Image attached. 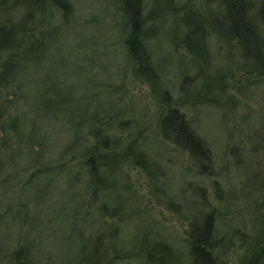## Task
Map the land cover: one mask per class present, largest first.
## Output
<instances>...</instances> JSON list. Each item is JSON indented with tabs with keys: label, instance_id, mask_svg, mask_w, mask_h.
<instances>
[{
	"label": "rangeland",
	"instance_id": "rangeland-1",
	"mask_svg": "<svg viewBox=\"0 0 264 264\" xmlns=\"http://www.w3.org/2000/svg\"><path fill=\"white\" fill-rule=\"evenodd\" d=\"M122 1L35 5L30 37L44 39L43 48L53 55L46 73L73 92L86 130L75 138L60 125L52 132L50 161L26 162L22 179L1 186L0 264H15L10 254L18 250L20 264H94L104 245L109 251L100 264H159L146 256L155 243L168 247L164 264H191L190 223L210 210L221 259L247 264L250 247L264 239V79L222 62L211 37L210 66L220 73L201 90L203 74L214 71H199L181 42L184 16L188 10L203 12L201 0H143L153 61L172 102L211 150L212 164L204 173L189 153L159 136L163 109L149 85L134 75L117 10ZM94 145L97 154L106 155L100 171L105 182L91 186L83 169ZM138 149L147 156V167L136 161ZM45 168L53 172L48 182L42 184L46 172L30 181ZM114 235L117 253L111 250ZM28 242L34 244L27 260Z\"/></svg>",
	"mask_w": 264,
	"mask_h": 264
},
{
	"label": "trees",
	"instance_id": "trees-1",
	"mask_svg": "<svg viewBox=\"0 0 264 264\" xmlns=\"http://www.w3.org/2000/svg\"><path fill=\"white\" fill-rule=\"evenodd\" d=\"M201 2L203 12L193 9L185 14L186 33L181 40L199 71L202 67H206L205 70L212 67L209 40L214 37L219 51L224 55L222 62L233 63L245 74L264 79V0ZM38 3L42 6L41 0H0V189L3 184L24 177L26 162L43 165L50 161L48 154L52 132L57 133L55 130L60 125L75 138L86 130V117L80 110V102L74 100L73 92L62 85V79H53L50 77L52 72L46 73V62L53 55L49 56V51L43 48L46 45L44 39L30 37V24L36 15L34 8ZM122 4L117 10L123 17L121 30L128 56L133 60L134 75L149 85L163 109L158 121L159 136L164 142L189 153L194 163L204 171L212 164L211 150L186 113L172 102L167 81L153 61L144 35V2L123 0ZM212 69L214 72L202 73L201 83L204 87L201 90L211 83L213 73H220L218 67ZM104 143V148H107L108 141ZM97 152L95 145L86 152L88 159L83 170L89 175L91 186L105 182L100 171L106 155ZM134 152L136 161L147 167L145 153L139 149ZM44 172L49 174H46L42 184L48 182L53 174L51 168L36 171L30 181L35 183L36 178L44 175ZM31 230L38 231V225H31ZM216 231L214 210L202 211L191 221L188 239L191 264H225L218 252L221 247ZM112 237L111 250L116 252V235ZM33 244L28 242V247L23 246L26 247L23 256L27 260L31 257L33 249L30 245ZM104 246L98 249L94 264H100L103 255L108 253V247ZM250 250L252 257L247 264H264V239H256ZM20 253L18 250L10 254L11 262L20 264L17 262ZM168 255V247L162 243L147 247L149 261L164 264Z\"/></svg>",
	"mask_w": 264,
	"mask_h": 264
}]
</instances>
